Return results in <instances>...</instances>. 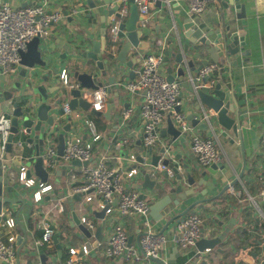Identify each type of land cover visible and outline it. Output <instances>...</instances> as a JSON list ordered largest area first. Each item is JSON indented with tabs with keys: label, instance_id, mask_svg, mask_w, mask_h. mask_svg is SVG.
<instances>
[{
	"label": "crops",
	"instance_id": "0c3cea01",
	"mask_svg": "<svg viewBox=\"0 0 264 264\" xmlns=\"http://www.w3.org/2000/svg\"><path fill=\"white\" fill-rule=\"evenodd\" d=\"M9 2L15 6L22 7L24 2H29L31 4L46 3L51 10H57L62 8L68 11V16L71 15L72 9L77 8L78 14L71 15L72 21L70 22L63 11L62 13V23H55L50 36L45 40L47 45L54 47L51 50L54 55H61L63 48L71 46L75 50H85L86 48H92L94 41L100 40L104 36V31L108 37L110 35V26L113 21H119V23L124 20L127 21L130 13V4L125 2L123 8L128 10L127 14L123 18H118L115 15L104 17V13H94L87 3V0H9ZM55 2V3H52ZM116 0H112V5H114ZM246 5L244 18L238 20L239 29L245 30L246 47L248 50V55H246L245 61L242 66L234 69V82L235 90L240 100L241 107L247 110V114L244 116L246 121L243 128L244 135V150L247 158V168L245 175L242 179L239 178V174L243 169V153L240 140L234 138L231 134L229 136H223V129L219 131H213L207 134V137L214 139L217 149L220 154L219 163L223 164L227 169V174L222 173V168L218 169V187L214 190H209L208 194L215 195L221 191L226 183L221 182L222 178L227 179V183H231L233 180H238V182L231 186L224 197L214 203H205L203 208L195 207L192 212L200 213L203 218L202 229H204L205 234L210 232L213 234H219L222 232L230 222V219L236 217L237 224L232 232L229 234L228 238L224 241V244L219 245L224 253H218L216 250H211L210 252H205L202 258H197L196 260L182 262L184 255L181 253L178 245V233L179 228L177 222L170 224V226L163 232L167 237V244L165 249L161 252L160 257L166 264H233V256H238V259L246 263L248 258L253 256V253H260V258L264 259V145L262 143L261 137L264 132V71L262 64L264 63V0H242ZM2 2L0 1V4ZM119 11V12H120ZM167 11L166 16H164ZM179 11V15H174V12ZM106 13V12H105ZM232 16L236 17V12H232ZM170 15L176 18L178 21L191 16L196 22L209 23L211 20H215L219 16L218 7L216 1L211 2L207 8L199 14L191 15L188 11V4L186 0H156L150 10V14L145 17V26L142 25V21L139 25L145 29V35L142 39L147 40L151 43L150 49L147 51H142L139 53L141 55V61L143 56L147 53L159 52L160 46H164V50L170 49L168 44L165 42L166 30L162 27L170 22ZM105 18V19H104ZM66 22V23H65ZM156 38L157 41H152ZM160 42L162 45H160ZM165 43V45H164ZM70 44V45H69ZM171 50V49H170ZM111 59L116 60V55L112 54ZM139 55V56H140ZM171 58L174 59L175 51L171 50ZM131 53L128 55V60L132 59ZM102 58V57H101ZM141 61L133 62L132 67H126L125 73H117V82H129L130 73H133V77L138 78L139 70L141 67ZM224 63L225 67L220 70V77H224L225 82H230L229 79V69L226 65L224 59H220ZM174 70L176 73L177 64H174ZM199 63H197L198 65ZM213 64V62L211 63ZM170 65V64H169ZM164 64L161 71H164L169 66ZM66 65L60 66L59 77L62 70L66 69ZM21 69L19 67L16 73L7 75L9 82H14L21 78ZM35 71L38 72V76L33 79L34 87L42 81V77L49 75L48 68H36ZM3 72V70H2ZM4 73V72H3ZM55 78H51L46 84L52 89L50 92V103L54 102L53 106L56 110L63 106L68 98L61 97L60 91H54L56 86ZM134 79V80H135ZM181 78H177V82H181ZM107 82V80L105 81ZM109 86L111 91L107 95V104L113 103L111 111L107 116H101L99 119L95 118L97 116L92 115L90 112H84L82 109L74 112L72 115V123L74 125L71 133L67 134V137H71V134H75L81 138V142L85 143L89 141V129L86 123L80 118L76 117L81 111L85 116L93 120L97 126L98 132L103 135V138L97 142L94 147L95 155L99 156L106 154L110 157L108 165L110 167L116 168V170H123L128 168L127 160L118 157L128 156L130 152L135 154H141V145H138L139 137H134L132 134L137 132L140 136L143 135V120L140 115L141 105L145 100V94L142 92H130L126 88H121L119 85ZM108 84V83H107ZM180 90V104L181 111L190 114L189 110L190 102L186 98L185 89L182 83H179ZM27 87L26 90L32 88ZM27 92V91H26ZM24 91V93L26 94ZM59 100V103H57ZM32 105L36 108L42 104L39 99L29 100ZM184 103V104H183ZM127 108L133 109L131 116L125 120L123 118L124 111ZM55 110V111H56ZM107 111V105L104 108ZM196 112V111H194ZM171 113L165 115V125L163 129L168 126V117ZM56 117L63 118L57 112ZM56 119V118H55ZM68 122L66 117L63 121L61 128L65 126ZM81 127V128H80ZM195 131L199 132L201 135L204 131L199 128H195ZM62 131L61 133H63ZM33 134V133H32ZM124 138L126 140L125 145L122 148H117V144L120 140ZM172 136L166 135L160 138V143H155L153 152L155 154L160 153V148L164 143L170 141ZM24 134L19 133L15 137L16 141H23L24 146L21 154L26 158V162L29 165V157L34 155L35 147L32 145V154L26 155V150L29 148L25 140ZM234 141H231V140ZM59 142L58 135L52 144L56 150L55 162L56 165L53 169H50L52 174L49 178L48 184L52 185V190L48 191L43 195L42 200L35 201L34 191L36 187L27 188L20 185L19 183L12 180L11 185L13 189L10 191V196L14 200H19V202L13 205V211L7 212L6 217H13L16 221V225L13 232L16 236L15 246L18 256L17 264H54L60 259H65L69 256L70 248L81 249L86 243L92 245L89 249V254L84 256L79 264H158L148 257H142L140 261L136 263L127 262L123 257L108 258L105 256L104 251L109 245L113 227L116 224H121L128 236L132 238L131 244L136 246L139 245L141 237L144 232V228L141 225V221L136 214H123L119 210L118 203L115 201L112 204L113 211L110 214H106L104 219H100L94 212H99L102 208L99 207L97 202L93 204H87L84 200V196L80 202H75L74 210L81 218L85 217L94 224L93 228H90L88 224L83 223L87 228L92 231V239L88 240L83 238L77 225L73 223V212L71 210L69 199L75 194V188L82 183L81 177L78 176L76 179L71 177L72 169L69 165L65 164L62 159V152L64 148V141ZM47 148V146H46ZM176 153L182 155V161L188 163L191 168H198L204 170L195 154L192 152L190 139L187 135H181L174 147ZM19 161L15 157V161L12 163V170L17 172ZM25 161V160H24ZM250 172H248V169ZM33 177L40 182L39 178L32 173ZM139 175L133 180L131 189L139 192L140 194H148L149 197L147 201L149 204L153 203L155 194H150V191L144 190L141 186L142 178ZM210 174L206 177L209 179ZM199 176L196 177L199 180ZM139 181V188H135V183ZM210 182V181H209ZM205 188V185H199L198 190ZM233 188V193L230 189ZM67 196V199H63L61 202L65 206L64 211H59L57 209V204L60 199ZM198 198H203L199 195ZM218 206V211H213V206ZM91 207V209H90ZM185 207H181L183 210ZM187 214V215H188ZM150 215V214H149ZM186 215V216H187ZM150 220L156 230L159 232L164 227L166 220L156 221L153 216H149ZM219 218L224 222L223 226L215 224L213 218ZM49 223L55 229V233L59 234V242L62 244V254L59 255L60 249L57 243L54 241L52 244L45 246H39L37 241L42 235L43 226L45 223ZM102 227V242L99 243L97 247L93 246L95 242V235L97 234V228ZM213 230V232H212ZM161 233V232H160ZM2 236L7 240V233L2 230ZM21 236L22 239L18 242V237ZM175 248H178V256L172 259V254ZM229 248H231L229 250ZM229 250V252H227ZM193 252H197L196 247L192 248ZM237 254V255H236ZM199 261H201L199 263Z\"/></svg>",
	"mask_w": 264,
	"mask_h": 264
},
{
	"label": "water",
	"instance_id": "95a60500",
	"mask_svg": "<svg viewBox=\"0 0 264 264\" xmlns=\"http://www.w3.org/2000/svg\"><path fill=\"white\" fill-rule=\"evenodd\" d=\"M1 2H9V0H0ZM126 1L116 0L112 5V0H87L88 5L96 14L104 13L106 15H115L118 18H123L119 12ZM130 6L129 18L127 21L122 20L119 23V33L117 39L108 37L104 31V36L94 41L92 48L85 50H75L71 46L63 48L61 55H54L51 50L54 47L47 45L39 37L33 38L29 43L26 51L21 52V78L20 80L9 82L7 75L2 72L0 67V114L2 112L11 113V132L7 138V146L4 154L0 157V219L7 212L13 211V205L19 200H14L10 196V191L13 189L11 185L12 179L8 169H12V154L14 148L15 137L22 133L29 145H33L34 155L30 156L29 174L34 173L41 182L48 183L52 174L51 170L45 166L44 153L46 151L47 141L55 140L58 135V140L64 141V150L66 147L67 134L73 129L72 119L63 126H52L55 124V113L64 114L63 107L58 110L54 108V102L50 103V92L52 89L46 84L53 77L56 86L54 91H60L61 97L68 98L69 105L72 109H82L90 112L92 115L101 117L109 115L113 103L107 104V111L90 109L91 102L85 97L86 91L97 90L101 86L107 84L110 86L117 85V73H125L126 67L131 68L133 62L141 61L142 51H147L151 47V43L142 39L145 35V29L139 25L143 20L140 15L137 4L134 0H127ZM55 3V2H52ZM219 16L209 23L196 22L193 17L188 16L181 20L170 15V22L166 23L162 28L166 29L165 42L168 47L175 51L174 59L171 58V50H164V46H160L163 51L164 61L170 64L166 70L161 71V75L166 77L169 82L182 83L185 89V95L191 111L187 114V119L191 127L199 128L204 131L203 136H207L210 132L223 129V136L230 134L234 138L240 140L243 153V169L239 174L242 179L247 168V156L244 148L243 128L245 125V115L248 113L246 109L241 107L240 100L236 94L234 82V69L243 65L245 56L248 55V50L245 49L247 43L245 39V30L238 27V20L244 18L246 5L242 0H216ZM30 5L29 2H24L22 7ZM68 16V11L58 8ZM236 12L234 18L232 12ZM106 12V13H105ZM167 11L164 16H166ZM180 12H174V15H179ZM70 22L72 16L67 18ZM105 19V18H104ZM58 23H62L59 21ZM66 23V22H65ZM154 41H157L154 38ZM70 45V44H69ZM165 45V43H164ZM110 53L116 55V60L111 59ZM133 56L128 60V55ZM140 55V56H139ZM102 57V58H101ZM224 59L229 69L230 82H225L224 77H220V70L225 67L220 61ZM177 64L175 68L172 64ZM218 64L220 67L211 71L200 79L197 75L200 71L211 63ZM197 63H199L197 65ZM66 65L67 72L73 82L79 83L76 87H67L63 85L59 71L60 66ZM48 68L49 75L43 76L42 81L34 87L33 79L38 76L36 68ZM134 72H131L130 79L134 80ZM181 78V82H177V78ZM107 80V82H105ZM123 89L124 82L118 83ZM32 87L26 90L27 87ZM26 92V94L24 93ZM111 88L108 89V92ZM146 94V91L143 92ZM39 99L42 104L37 108L31 104L29 100ZM59 103V100H57ZM184 104V103H183ZM56 110V111H55ZM176 112L181 111V105L175 108ZM177 122L172 117V112L168 117V126L166 129H161L160 137H165L167 134L172 136L170 141L164 143L160 148V153L153 152L154 147L144 149L141 147V154L137 155V160L140 164V178H142L141 186L144 190L150 191V194H155L152 204H149V214L156 221L166 220L164 227L161 229L163 233L170 224L181 222L186 215L195 207L203 208L205 203H214L222 199L227 190L234 186L238 180H233L227 183L226 178H222L221 182L226 183L221 191L215 195L208 194L209 190H214L219 185L217 172L222 168V173L227 174L228 169L221 163H213L209 167H203L204 170L191 168L188 163L182 161V155L174 151L175 144L181 135H184L177 126ZM64 131L63 133H61ZM33 133V134H32ZM134 137H139L138 145H141L144 135L140 136L137 132L132 134ZM72 143H76L75 134H71ZM231 141H234L233 139ZM161 140H157L160 143ZM62 152V156L64 154ZM91 160L90 162H93ZM89 161L81 162L73 160L72 166H87ZM160 165L167 167L165 170L159 169ZM248 169V172H250ZM210 174L209 179L206 177ZM199 176V180L196 177ZM210 181V182H209ZM205 185V188L198 190L199 185ZM135 188H139V181L135 183ZM84 193H75L69 199V204L73 212V223L78 226L80 232L85 239H92L93 233L86 225L81 223V218L75 212V202H80ZM201 195L203 198H198ZM144 199H148V194H141ZM117 203V200H115ZM109 204L99 212L94 213L104 219L106 210ZM181 207H185L180 210ZM91 209V207H90ZM213 211H218V206H213ZM215 224L223 226L224 222L218 217L213 218ZM237 224L236 217L230 219V222L225 226L224 230L219 234H205L202 229L203 237L195 244L197 249V258H202L205 252L216 250L218 253H224L220 247L224 244L229 234ZM213 232V230H212ZM180 233H178V237ZM22 239L18 237L19 242ZM102 227L97 228L95 235L94 247H97L102 242ZM53 241L57 243L60 249L59 255L62 254L63 246L59 242V234L55 233ZM132 238L129 237V242ZM88 248H91L90 243H86ZM231 248H229L230 250ZM227 250V252H229ZM172 259L178 256V248L174 250ZM158 264H166L161 258L148 256ZM56 261V258H55ZM201 261H199L200 263ZM203 263L206 264L205 261ZM247 264H264V259L260 258V253H253L251 258L246 260Z\"/></svg>",
	"mask_w": 264,
	"mask_h": 264
},
{
	"label": "built area",
	"instance_id": "2783aa9c",
	"mask_svg": "<svg viewBox=\"0 0 264 264\" xmlns=\"http://www.w3.org/2000/svg\"><path fill=\"white\" fill-rule=\"evenodd\" d=\"M126 1L127 0H123ZM156 0H134L137 4L140 15L143 17L142 25L145 26V17L150 14L151 7ZM216 0H186L188 11L191 15L202 13L207 6ZM78 9L73 8L71 15H77ZM128 10L123 8L120 13L122 17L127 14ZM62 13L57 10H51L46 3L31 4L26 7L15 6L10 2H2L0 4V67L6 75L14 74L21 66V52L26 51L28 43L35 37L45 41L51 34L55 23L61 21ZM110 35L115 40L119 33V21H113L110 26ZM46 42V41H45ZM160 45L162 43L160 42ZM165 64L164 54L162 50L155 53H147L143 56L139 76L135 80L124 82V87L130 92L146 91L145 100L141 105L140 115L143 120V139L142 147L148 149L153 147L159 140L161 129L165 125V115L172 112L173 119L177 122L180 131L187 135L190 139L192 152L197 157L202 167H209L220 159L214 139L203 136L191 127L187 119V115L183 112H176L175 108L180 104V84L169 82L166 77L161 75V68ZM218 64H209L205 66L197 78L200 79L205 74L218 69ZM264 71V63L262 64ZM60 79L63 85L67 87L79 86V83L73 82L66 69L62 70ZM109 86L107 84L101 86L97 90L86 91L85 97L91 102L90 109L104 110L107 105V95ZM64 114L62 117L72 118L74 112L78 109H72L69 101L63 104ZM86 112V111H84ZM89 112V111H88ZM133 112V109L127 108L124 111L123 118L127 120ZM65 117V118H66ZM80 120H83L89 129V141L82 143L81 138L75 135L76 143H72V138H66V147L62 159L65 164L72 169L71 177L76 179L81 177L82 183L75 188V193H84V200L87 204L97 202L100 208L109 207L106 214L113 211L112 204L115 200L119 205V210L123 214H136L141 225L144 228L143 235L136 246L129 242V236L121 224L113 227L110 242L106 250L105 256L108 258L123 257L127 262L136 263L142 257H160L161 252L167 244V237L164 233L156 230L150 220L149 202L144 199L141 194L133 189L131 185L133 180L140 173V164L137 155L130 152L128 156H119L127 160L128 168L121 171L108 165L110 159L106 154L95 155L94 146L99 142L103 135L98 132L97 126L93 120L85 116L81 111L77 114ZM57 116L55 126L61 127L63 121ZM74 127V126H73ZM11 132V113L2 112L0 114V157L4 154L7 146V138ZM264 145V132L261 137ZM47 148L44 153L45 166L53 169L56 165V150L52 144V140L47 141ZM126 140L122 138L117 144V148H122ZM23 141L14 142L12 163L16 159L18 164L17 172L8 169L10 177L15 182L27 188L36 187L34 191L35 201H40L43 195L52 190V185L39 182L33 175L29 174L30 167L26 162V158L21 154L24 146ZM25 160V161H24ZM73 160L91 161L87 166H72ZM159 169L165 170L166 166L160 165ZM233 193V188L230 189ZM65 196L60 199L57 204L59 211H64L65 206L61 202L67 199ZM82 222L88 224L90 228L94 224L83 217ZM16 221L13 217L2 216L0 219V264H17L18 256L16 252L15 240L16 236L13 229ZM203 218L200 213L192 212L178 224L180 236L178 237V245L181 253L188 256V261L196 260L197 252H193L192 248L196 242L203 237L202 233ZM7 233V240L4 239L1 232ZM55 229L48 222L43 226V232L37 244L45 246L52 244L55 235ZM89 254L87 246L79 248H70L69 256L60 259L54 264H79L84 256ZM237 255V254H236ZM233 264H244L238 256H233Z\"/></svg>",
	"mask_w": 264,
	"mask_h": 264
},
{
	"label": "trees",
	"instance_id": "16d2710c",
	"mask_svg": "<svg viewBox=\"0 0 264 264\" xmlns=\"http://www.w3.org/2000/svg\"><path fill=\"white\" fill-rule=\"evenodd\" d=\"M110 56H113L112 55V53H110ZM95 118V122H96V124H97V121H96V119H99V117H94ZM97 126H98V124H97ZM28 149L26 150V155H31L32 154V146L31 145H29L28 144ZM95 147V146H94ZM187 259H188V256H184L183 258H182V262L181 263H185L186 261H187Z\"/></svg>",
	"mask_w": 264,
	"mask_h": 264
},
{
	"label": "rangeland",
	"instance_id": "374dc122",
	"mask_svg": "<svg viewBox=\"0 0 264 264\" xmlns=\"http://www.w3.org/2000/svg\"><path fill=\"white\" fill-rule=\"evenodd\" d=\"M81 128V127H80Z\"/></svg>",
	"mask_w": 264,
	"mask_h": 264
}]
</instances>
